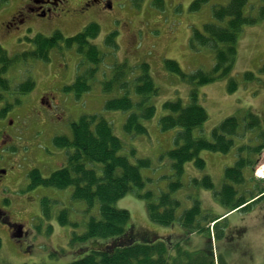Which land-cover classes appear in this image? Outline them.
Returning <instances> with one entry per match:
<instances>
[{
  "label": "rangeland",
  "instance_id": "obj_1",
  "mask_svg": "<svg viewBox=\"0 0 264 264\" xmlns=\"http://www.w3.org/2000/svg\"><path fill=\"white\" fill-rule=\"evenodd\" d=\"M67 1L71 8H77L81 2ZM192 1L113 0L112 8L108 9L112 17L108 19L77 20L73 12H69L62 17L34 16L18 26L11 23L0 28V45L13 56L33 49L32 38L38 34L50 36L55 31H60L66 37L72 36L94 22L99 25L100 33L91 42L103 54L95 79L90 82L91 90L80 97H76L72 91L63 90L88 66L86 63L81 65L82 56L74 47L53 49L47 62L29 60L8 71L7 77L12 87L28 77L35 82V87L25 95L0 90V95L4 96L0 100V110L4 105L2 101L13 104L4 117L0 116V126L9 125V120L15 123V127L20 124L21 129L16 131L19 134L17 140L24 147L23 156L21 150L16 152L10 148L16 153L11 154L13 161L10 158L12 162L8 163L10 168L3 179L1 174L5 166L2 164L4 159L0 158L1 264H67L91 250V240L78 245L71 243V238L75 233L85 231L91 216L98 217V207L87 211L84 202L73 200V187L29 188L27 181V174L33 168H38L44 177H48L65 163V149L55 146L52 139L60 135L70 137L71 124L81 116L103 115L110 122L114 134L124 143L121 153L128 155L134 164L138 159L149 161L148 166L140 169L146 182L141 192L151 190L156 195L166 190L174 180L172 161L167 152L175 146L174 139L178 129L163 131L159 126L160 117L166 114L162 106L165 101L180 99L186 105L190 102V91L196 88L198 103L206 110L208 119L201 127L193 130L195 136L210 138L212 129L225 118H242L248 110L260 116L264 128V17L253 26H245L240 33L238 56L231 72V76L238 80L236 90H228V78L193 87L178 74L165 68V59L176 60L187 73L198 69L209 70L214 65L212 50L205 47L192 49L190 36L193 28H201L204 23L214 21L211 6L222 2L213 0L199 11H191L189 7ZM24 2L25 0H0V4L5 3L3 7L0 5V22L20 9ZM248 6L252 7L251 14L258 17L261 8H264V0H248ZM113 31L117 32L116 49L105 44V37ZM122 62L129 66L148 63L159 89L158 95L150 100L156 107V112L153 118L143 121L147 129L144 134L125 132L123 125L129 112L104 108L105 102L115 94L104 92L102 82L110 77L112 66ZM247 71L254 74L253 80H244L243 74ZM45 94L49 96L47 100L43 99ZM17 99L20 100L19 103L14 102ZM244 143L243 139L237 137L234 138L233 148L227 153L200 152L199 156L205 162L203 168L196 167L193 162L185 164L182 186L174 192V196L181 202L177 210L178 216L183 210L192 207L195 200L200 201L203 213L209 217L226 213V209L214 197L213 191L196 186L193 179L209 176L214 190H220L225 169L235 164L238 148ZM255 161L251 172L249 168L243 170L245 185L248 186L244 188L252 187L250 181L252 185H256L255 177H258L259 168L264 165V150ZM93 165L101 173V165ZM44 197L49 200V216L43 213ZM115 207L129 212L131 225L154 233V238L148 240L137 236L135 241L138 243L164 240L173 247L180 245L191 252L203 251L207 247L202 234H187L178 222L172 226L151 222L146 211V201L134 192L119 199ZM64 209L69 212V221L78 226L60 222L58 215ZM221 220L217 229L219 236L213 238L211 244L216 262L220 263L221 258L225 264H264V199L249 211L227 213ZM17 223H23L28 233L21 240H17L12 234V225ZM81 246L86 247V251H79Z\"/></svg>",
  "mask_w": 264,
  "mask_h": 264
},
{
  "label": "trees",
  "instance_id": "obj_2",
  "mask_svg": "<svg viewBox=\"0 0 264 264\" xmlns=\"http://www.w3.org/2000/svg\"><path fill=\"white\" fill-rule=\"evenodd\" d=\"M212 1L193 0L189 8L191 11H199ZM220 1L222 3H214L211 6L214 21L204 23L201 28H193L190 38L192 49L205 47L213 51V67L208 71L196 70L185 73L179 64L171 59H165L164 66L193 87L228 78V90L232 92L238 87V80L231 76V72L236 62L240 33L245 26H253L264 17V8H261L260 15L255 17L251 14L252 7L248 6V0ZM99 33V25L90 23L70 37H65L59 31H55L51 36L37 35L32 40L34 50L15 57H8L0 46V89L8 91L11 88L9 80L4 78V73L18 60L29 57L48 61L52 49L60 46L66 49L75 47L82 56L81 65L86 63L88 66L77 75L75 82L65 86L63 90L72 91L76 97H80L91 89L90 82L95 79L98 66L103 61L101 50L91 42ZM116 35V31L109 33L105 37V44L116 48ZM150 72V66L146 62L137 66H129L125 62L117 63L113 65L110 77L102 82L104 92L115 94L105 102L104 108L129 112L123 125L125 132L129 134L146 133L143 121L155 115L156 107L150 100L158 95L159 89ZM243 78L246 81L253 80L254 74L245 72ZM31 88L32 83L28 82L16 90L25 93ZM197 99L196 88H192L188 104L185 105L177 99L165 101L162 105L166 114L159 119L161 130L178 131L174 148L167 152L172 161L174 180L158 195L151 190L141 192L146 182L140 169L148 166L149 161L138 159L134 164L128 155L122 154L124 143L114 134L110 122L103 115H83L77 122L71 124L70 137L62 135L53 138L55 146L66 150L64 165L48 177H44L39 169H32L28 173V187L43 186L55 189L73 187L72 199L84 202L87 211L98 207L99 213L98 217L89 218L83 233H75L71 238V243L81 245L91 240V250L83 257L67 264H214L209 249L190 252L180 245L173 247L170 242L164 240L136 242L137 236L148 240L155 235L131 225L129 212L115 207L119 199L134 192L146 201V211L151 222L163 226H172L178 222L187 234L198 232L209 239L211 232L208 226L217 217H207L199 200H195L192 207L183 210L178 216L177 210L181 202L174 196V192L182 186L186 163L193 162L196 167L203 168L205 162L200 158V152L227 153L234 145L233 137H243L246 133H250L246 136L248 141L239 147V157L235 164L225 169L220 190H214L209 176L193 179V182L196 186L212 190L214 197L228 210H234L244 204L247 200L246 193L252 198L264 192V187L258 183L251 188H244L243 173L246 168H249V171L252 169L255 163L254 156H258L264 149V128L260 117L252 111H247L241 119L235 116L224 119L212 129L210 138L195 136L193 130L201 127L208 118L207 112ZM95 163L101 165V173L97 172V167L93 165ZM240 190L243 193L240 194ZM262 198L264 197L260 200ZM42 205L48 215L47 198L42 200ZM249 207L250 205L245 209ZM67 211L60 212V222L71 224L73 227L78 226L66 217ZM1 247L0 240V250ZM86 249L81 246L79 251L84 252Z\"/></svg>",
  "mask_w": 264,
  "mask_h": 264
},
{
  "label": "flooded vegetation",
  "instance_id": "obj_3",
  "mask_svg": "<svg viewBox=\"0 0 264 264\" xmlns=\"http://www.w3.org/2000/svg\"><path fill=\"white\" fill-rule=\"evenodd\" d=\"M113 0H81L77 9L75 18H101L108 16L107 10L112 7ZM71 8L68 5L67 0H26L23 7L10 15L3 26H9L14 22L25 21L32 17H47L52 15H58L62 17L70 12ZM18 131L16 127L0 126V150H9L16 146V138L18 137ZM12 133V134H11ZM7 138V139H5ZM11 141V143H8ZM1 156V154H0ZM3 165H8V162H4ZM3 178V177H2ZM1 180V179H0ZM25 233L23 234V236Z\"/></svg>",
  "mask_w": 264,
  "mask_h": 264
},
{
  "label": "bare ground",
  "instance_id": "obj_4",
  "mask_svg": "<svg viewBox=\"0 0 264 264\" xmlns=\"http://www.w3.org/2000/svg\"><path fill=\"white\" fill-rule=\"evenodd\" d=\"M258 172H260V173H263L264 172V165L259 168V171Z\"/></svg>",
  "mask_w": 264,
  "mask_h": 264
}]
</instances>
